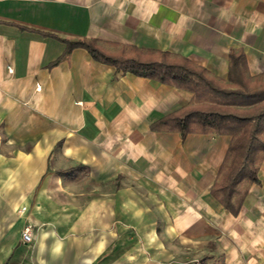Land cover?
Listing matches in <instances>:
<instances>
[{"label":"crops","instance_id":"1","mask_svg":"<svg viewBox=\"0 0 264 264\" xmlns=\"http://www.w3.org/2000/svg\"><path fill=\"white\" fill-rule=\"evenodd\" d=\"M59 38L224 79L235 50L256 75L264 0H0V264H264V160L232 213L211 192L231 136L153 127L193 94Z\"/></svg>","mask_w":264,"mask_h":264},{"label":"trees","instance_id":"2","mask_svg":"<svg viewBox=\"0 0 264 264\" xmlns=\"http://www.w3.org/2000/svg\"><path fill=\"white\" fill-rule=\"evenodd\" d=\"M65 54L83 47L116 70L132 72L193 94L189 104L161 118L154 128L231 136L212 195L237 214L264 160V73L252 75L242 52L229 53L228 78L218 77L185 56L167 51L103 43L97 39L59 38Z\"/></svg>","mask_w":264,"mask_h":264},{"label":"built area","instance_id":"3","mask_svg":"<svg viewBox=\"0 0 264 264\" xmlns=\"http://www.w3.org/2000/svg\"><path fill=\"white\" fill-rule=\"evenodd\" d=\"M25 207H23L20 211H24ZM33 224L32 223H26L22 229V239L25 242H31L33 241Z\"/></svg>","mask_w":264,"mask_h":264}]
</instances>
